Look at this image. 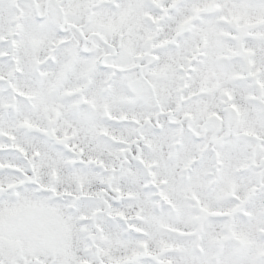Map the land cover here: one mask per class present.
<instances>
[{
    "label": "snow or ice",
    "instance_id": "6c2138e0",
    "mask_svg": "<svg viewBox=\"0 0 264 264\" xmlns=\"http://www.w3.org/2000/svg\"><path fill=\"white\" fill-rule=\"evenodd\" d=\"M0 264H264V0H0Z\"/></svg>",
    "mask_w": 264,
    "mask_h": 264
}]
</instances>
